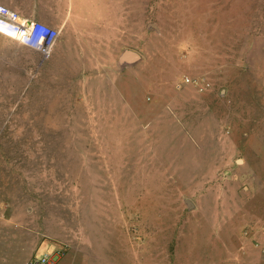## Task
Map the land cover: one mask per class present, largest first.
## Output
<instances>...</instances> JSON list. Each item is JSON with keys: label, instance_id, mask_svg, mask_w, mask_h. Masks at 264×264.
<instances>
[{"label": "rangeland", "instance_id": "1", "mask_svg": "<svg viewBox=\"0 0 264 264\" xmlns=\"http://www.w3.org/2000/svg\"><path fill=\"white\" fill-rule=\"evenodd\" d=\"M74 3L0 35V264H264V0Z\"/></svg>", "mask_w": 264, "mask_h": 264}, {"label": "built area", "instance_id": "2", "mask_svg": "<svg viewBox=\"0 0 264 264\" xmlns=\"http://www.w3.org/2000/svg\"><path fill=\"white\" fill-rule=\"evenodd\" d=\"M0 35L47 60L52 54L59 31L37 19L23 18L17 11L0 3ZM26 264H55V261L52 253L48 252L31 257Z\"/></svg>", "mask_w": 264, "mask_h": 264}, {"label": "crops", "instance_id": "3", "mask_svg": "<svg viewBox=\"0 0 264 264\" xmlns=\"http://www.w3.org/2000/svg\"><path fill=\"white\" fill-rule=\"evenodd\" d=\"M75 0H0V3L4 6L17 11L21 17L26 19H37L45 24L53 23L54 17H60L61 19H69L71 17L75 3ZM54 10L53 13H50ZM58 12V13H57ZM104 44L101 49L104 50ZM121 55L119 62L122 64L133 65V63L140 60L138 58L134 62L126 60Z\"/></svg>", "mask_w": 264, "mask_h": 264}, {"label": "water", "instance_id": "4", "mask_svg": "<svg viewBox=\"0 0 264 264\" xmlns=\"http://www.w3.org/2000/svg\"><path fill=\"white\" fill-rule=\"evenodd\" d=\"M128 53H131V54L133 55V57H131V59H130L131 62H134L135 60L138 59V56H137L135 53L133 54L132 52H129V51L124 52V55H123V58H124V59H126V58H125V57H126L125 54L128 55ZM124 56H125V57H124ZM126 60H127V59H126Z\"/></svg>", "mask_w": 264, "mask_h": 264}, {"label": "bare ground", "instance_id": "5", "mask_svg": "<svg viewBox=\"0 0 264 264\" xmlns=\"http://www.w3.org/2000/svg\"><path fill=\"white\" fill-rule=\"evenodd\" d=\"M8 38V37H7ZM134 54V53H133ZM126 56V57H125ZM125 58L127 59V60H130L131 59V57H133V55L131 54V53H128V55H126L125 54Z\"/></svg>", "mask_w": 264, "mask_h": 264}]
</instances>
